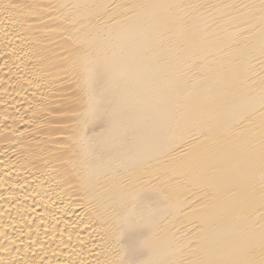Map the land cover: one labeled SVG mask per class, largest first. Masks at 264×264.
Wrapping results in <instances>:
<instances>
[{"label": "bare ground", "instance_id": "bare-ground-1", "mask_svg": "<svg viewBox=\"0 0 264 264\" xmlns=\"http://www.w3.org/2000/svg\"><path fill=\"white\" fill-rule=\"evenodd\" d=\"M0 264H264V0H0Z\"/></svg>", "mask_w": 264, "mask_h": 264}]
</instances>
